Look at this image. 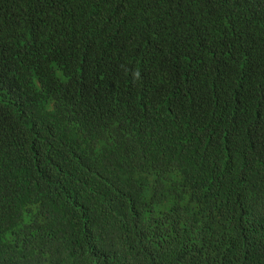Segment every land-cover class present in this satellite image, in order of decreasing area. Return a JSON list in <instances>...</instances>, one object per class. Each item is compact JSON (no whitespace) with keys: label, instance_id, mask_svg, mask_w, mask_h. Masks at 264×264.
Segmentation results:
<instances>
[{"label":"trees","instance_id":"16d2710c","mask_svg":"<svg viewBox=\"0 0 264 264\" xmlns=\"http://www.w3.org/2000/svg\"><path fill=\"white\" fill-rule=\"evenodd\" d=\"M0 264H264V0H0Z\"/></svg>","mask_w":264,"mask_h":264}]
</instances>
